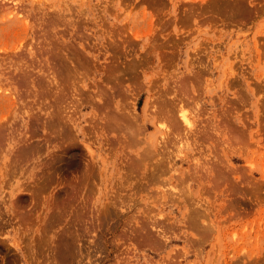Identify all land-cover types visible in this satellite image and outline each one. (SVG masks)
Segmentation results:
<instances>
[{
	"label": "rangeland",
	"instance_id": "obj_1",
	"mask_svg": "<svg viewBox=\"0 0 264 264\" xmlns=\"http://www.w3.org/2000/svg\"><path fill=\"white\" fill-rule=\"evenodd\" d=\"M0 264H264V0H0Z\"/></svg>",
	"mask_w": 264,
	"mask_h": 264
},
{
	"label": "bare ground",
	"instance_id": "obj_2",
	"mask_svg": "<svg viewBox=\"0 0 264 264\" xmlns=\"http://www.w3.org/2000/svg\"><path fill=\"white\" fill-rule=\"evenodd\" d=\"M180 111V117L182 121L189 126L191 124V121L189 119V116L186 114V111H184L183 109H181Z\"/></svg>",
	"mask_w": 264,
	"mask_h": 264
}]
</instances>
